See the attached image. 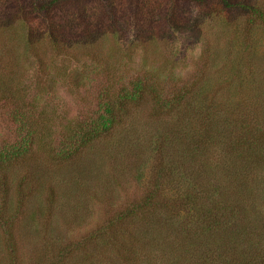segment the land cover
<instances>
[{
    "label": "rangeland",
    "instance_id": "obj_1",
    "mask_svg": "<svg viewBox=\"0 0 264 264\" xmlns=\"http://www.w3.org/2000/svg\"><path fill=\"white\" fill-rule=\"evenodd\" d=\"M31 1L0 0V89L10 85V97L23 103L37 133L50 125L47 141L63 126L101 113L104 91L143 79L165 96L193 84L201 70L208 93L189 94L183 103L194 116L199 111L200 121L218 122L224 132L230 126L235 135L230 148L228 142L186 148L171 134L178 118L160 119L149 97L73 162L57 163L36 150L32 161L8 171L7 184L0 181V203L7 198L0 264H14L13 258L17 264H200L218 252L198 234L205 213H216L234 238L239 230L237 242L243 229L242 237L250 233L264 248V26L219 0H56L46 11H34ZM250 1L264 12V0ZM14 122L0 104V149L18 141ZM161 137L170 156L187 150L182 170L202 188L188 206L177 191L154 193L160 169L151 147ZM24 172L29 178L22 183ZM184 177L158 182L176 187Z\"/></svg>",
    "mask_w": 264,
    "mask_h": 264
},
{
    "label": "trees",
    "instance_id": "obj_2",
    "mask_svg": "<svg viewBox=\"0 0 264 264\" xmlns=\"http://www.w3.org/2000/svg\"><path fill=\"white\" fill-rule=\"evenodd\" d=\"M219 1L226 7L238 5V7L240 8V14L243 12L246 16H251L253 18L251 21L252 24L254 23L258 24L259 26H264V12L250 0H240L239 3H235V0ZM55 2L56 0H49L45 2H42L40 0H32L31 4H33L34 6H32L34 11H40L41 9H45L46 11ZM203 72L204 71L201 70L196 73L195 77L192 79L193 84L186 82L182 86L174 88L171 91L168 90V94L165 96H161L160 92L155 91L152 86H150L143 79L133 80L132 83H129L128 86L120 85L118 87L119 89L117 90L111 91L110 89L104 91L102 99L100 100L101 103L98 104V106L101 108V110L99 111L101 113H99L94 119L84 118L81 121L74 122L73 125L63 126L58 132L52 135V137L50 138L51 141H47V136H49L47 135V133L50 130V125H44V130L42 129L43 135L41 133L42 130L40 131V133H37L36 129H34V126L37 125V122L32 117H30L28 113L25 112L26 107L23 106V103H21L19 99L13 100V98L10 97V85H8L3 90L0 89V104L6 106L10 110V114L15 121L13 124L15 126L18 125L16 129L19 138L15 143L6 144L0 149V181L4 184H7V181L9 179L7 175L8 171L15 168V166L17 164H20L21 162L32 161L35 157V151L39 149L45 150L49 157L57 163L73 162V160L80 153H82L84 149L92 145L95 140L100 139L104 135H108L113 130L123 125V117H125V115L128 114V112L134 106H139L142 102H147L149 97L152 99L155 105L156 113L160 114V119L171 118L172 120L175 117L178 118V125H176L178 126V128L173 129L172 127L171 134L173 136V139L176 138L184 140L186 148H191V145H193V148H195L196 151H200L202 148H206L212 145L213 142H217L220 144L228 142V148L232 147V139L233 135L235 134L232 133L233 129L230 126L226 127V132H224L222 131V129H220L221 125L218 122H216V124H214L213 126L212 123H209L210 121L207 120V117H205V120H207L208 123L205 121L202 122L199 118L201 117L199 111L194 116V107H192L191 104H187L185 106V104L183 103L184 100L190 95L194 96V98L197 99V96L202 97V95H206V93H208L207 91L202 90L204 88L201 84ZM188 88H191V90L188 91ZM25 116H28V118H25ZM36 118H40V114H38ZM172 124L173 123L169 124L170 128ZM198 125L200 126L199 128L197 127ZM201 128L202 131H199V129ZM161 132L162 133L160 136L167 137L164 129H162ZM222 134L227 135L228 137L226 138V136H223ZM170 136L171 135L169 133V137ZM160 139L162 140V142L159 141L154 145L152 144L151 147V152L153 153V155H155V163L159 164L158 170L160 169L156 176L158 177V180L159 178H169V180H171L172 178L176 177L177 174L183 173L185 176V180L183 182H179L178 184H181V186L185 188V192L179 189L176 190L179 185L173 187L172 181L169 182V186L171 188L170 189L166 182L160 183L157 180L155 184L156 191H154V193L156 192L158 194V192H163L168 189L169 191H177L175 197H181L179 198L181 199V201L185 199L183 201V204H181L183 206H188L187 202H191V200L187 198L195 197V195H193V191L194 189H199L200 185L198 183L195 184L194 181H191V178L193 176L192 172H186V169L182 170L184 165L182 162L186 160V153L184 152L187 150H185L181 156H177L175 152L174 156H170V154H168L166 152V149H164L163 147L164 142L162 137ZM56 141L59 142L56 143ZM176 143L180 142L177 141ZM237 148L240 149V152L243 151L240 145H238ZM175 149H180V145L176 144L173 150ZM232 152H234V150ZM186 173H188L187 176ZM28 178L29 177L27 173L24 172V176L20 181H22L23 183ZM181 192L182 195L180 194ZM212 194L215 197V193ZM213 196L210 195L206 197ZM150 197H152V200L155 197L153 192H151ZM6 201L7 198L2 197L0 209L6 207ZM151 205H153V201L150 200L148 206L151 207ZM156 208L162 211L161 207ZM198 225V234H200L199 236L207 241H209L208 238L210 237L215 247L218 248V252L206 255L204 256V258H199L200 264H203L202 259H204L207 264H264V248H259L258 244L255 243V241H252L253 239L251 238L252 235L250 233L249 238L242 237L247 232L242 233L244 230L240 229V240L237 242L236 236L237 234H239V230L235 231L234 238L229 231L230 228L224 225V223L223 225L220 224L216 217V213H205L198 219ZM221 236L225 239H221ZM232 242H235V244L238 245V248H234V250L226 248V245L229 246ZM12 244L13 243L9 242V249L14 251V246ZM251 244L254 245L250 246ZM69 255L70 254L68 252V259ZM67 260L64 259V261L66 262ZM12 261L14 264H17L14 258L12 259Z\"/></svg>",
    "mask_w": 264,
    "mask_h": 264
}]
</instances>
